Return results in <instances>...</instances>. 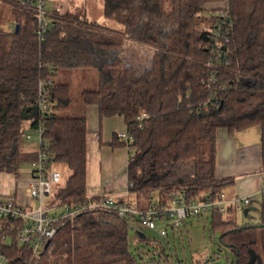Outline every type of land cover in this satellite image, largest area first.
I'll return each instance as SVG.
<instances>
[{
	"label": "trees",
	"instance_id": "trees-1",
	"mask_svg": "<svg viewBox=\"0 0 264 264\" xmlns=\"http://www.w3.org/2000/svg\"><path fill=\"white\" fill-rule=\"evenodd\" d=\"M102 14L122 29L78 11L59 13L54 6L39 41L35 12L17 0H0V171L17 176L22 165L37 160V151L21 146L27 122L41 129L47 166L60 163L70 170L53 188L50 205L61 209L98 200L85 189L87 105L97 107L100 119L124 118L131 139L113 133L108 145L129 149L125 199L135 208L165 204L173 190L186 203L219 199L234 182L215 174L219 128L232 134L259 127L264 170V0H102ZM218 19L224 27L215 36L221 45L214 57L206 28ZM10 21L17 31L4 26ZM92 69L97 83L82 90L77 106L69 83L55 77ZM41 82H49L44 111ZM186 162H193L192 177L171 171ZM208 218L211 231L233 253L230 264H264V190L257 225L238 224L231 208L226 214L211 211ZM129 221L137 222L101 209L59 219L35 255L17 241L25 221L4 216L0 255L10 264H162V256L166 261L160 243L158 255L147 261L130 249ZM136 234V242H148Z\"/></svg>",
	"mask_w": 264,
	"mask_h": 264
},
{
	"label": "built area",
	"instance_id": "built-area-1",
	"mask_svg": "<svg viewBox=\"0 0 264 264\" xmlns=\"http://www.w3.org/2000/svg\"><path fill=\"white\" fill-rule=\"evenodd\" d=\"M22 6L31 8L36 16V35L39 41L43 40V34L46 31L49 20L47 13L50 9L47 8L49 0H17ZM223 12H219L221 15ZM224 22L218 19L215 25L211 28H206L208 37L213 40L212 56L216 57L219 52L220 41L215 37L222 29ZM8 28L14 29V22L7 23ZM226 39V38H225ZM49 82H41L38 88L39 109L44 111L47 109L45 99V87ZM141 113L140 115H143ZM37 135V152L36 161L30 162L32 182L29 185V197L36 202L33 208H26L24 204L18 202L14 197H10L5 201L0 202V218L4 216L21 217L25 224L18 229L17 241L21 244H27L33 254H38L44 247V242L50 239L56 230L54 224L63 218L72 217L81 213L84 210L101 209L113 210L116 215L121 218L134 217L140 227H146L150 230H157L160 235H167L165 227H158V222L168 220L170 226L174 229L184 223L188 217H199L203 212L210 213L217 211L226 214L228 209L234 211L240 210L250 202L248 196H234L225 198L223 195L216 200L203 201L199 198L185 202L181 192L173 190L170 193L169 199L165 204L154 203L145 210L135 208L126 199L118 200L113 195L102 193L98 200L89 201L83 205H64L59 211L54 205L45 203V199L50 197L53 188L61 181L62 174L55 168L47 166V143L41 138V129H31ZM118 137L124 140H130L131 137L126 131L118 133ZM31 139L30 135H26L25 141ZM12 227L10 228V230ZM6 236L3 235L2 239ZM0 264H10L8 260L0 255Z\"/></svg>",
	"mask_w": 264,
	"mask_h": 264
},
{
	"label": "crops",
	"instance_id": "crops-1",
	"mask_svg": "<svg viewBox=\"0 0 264 264\" xmlns=\"http://www.w3.org/2000/svg\"><path fill=\"white\" fill-rule=\"evenodd\" d=\"M81 94L82 91L79 95ZM84 110L86 193L88 196L106 193L118 200H124L128 188L126 166L129 149L127 147L112 148L108 145L113 133L126 131L124 118L121 115H115L100 119L97 107L94 105H87ZM36 150L37 143L31 151ZM26 165L28 167L24 164L18 169L17 176L0 171V202L14 197L26 208L34 207L36 202L29 197V185L32 182L30 163ZM215 174L217 177L234 178L233 184L225 188L223 197L229 199L234 196H248L250 198L249 204L241 208L244 216L249 217L251 206L264 190L259 127H249L232 134L225 128L216 130Z\"/></svg>",
	"mask_w": 264,
	"mask_h": 264
},
{
	"label": "rangeland",
	"instance_id": "rangeland-1",
	"mask_svg": "<svg viewBox=\"0 0 264 264\" xmlns=\"http://www.w3.org/2000/svg\"><path fill=\"white\" fill-rule=\"evenodd\" d=\"M58 8L59 13L66 11H78L85 14L90 20H95L106 27L114 29H122V26L113 20L107 19L102 14V0H49L47 8ZM8 23V22H7ZM5 23V27L7 25ZM206 25V24H205ZM58 82H67L70 85L73 100L75 105H80V91L93 88L97 83V75L95 70H66L57 74L55 77ZM79 108V107H78ZM85 113V110H83ZM26 135H30L31 139L26 142ZM37 143V135L28 127V123L23 125V133L21 138V146L25 150L31 151L34 144ZM27 165L25 164V167ZM28 167V166H27ZM53 168L59 170L62 174L61 181L57 184H62L65 177L70 174V170L60 163H54ZM171 171H174L178 177H192L193 162H186L179 165H174ZM170 171V172H171ZM259 200V202H258ZM50 197L45 199V203L49 204ZM60 209L58 208L57 211ZM249 217L244 216L242 210L235 211V219L238 224L249 223L257 225L260 221V197L249 210ZM210 213L203 212L199 217H188L184 223L172 228L169 221L163 220L158 222V227H165L167 235L162 236L157 230H150L146 227H140L137 222L129 221V243L130 249L134 252L138 250L143 258L147 261L151 257L158 255L157 247L159 243L164 249L167 260L162 256L160 261L162 264H230L233 259V253L226 247L218 246V232L211 231ZM138 233H143L148 242H136ZM209 259L208 262L206 260ZM213 259V261H210Z\"/></svg>",
	"mask_w": 264,
	"mask_h": 264
},
{
	"label": "water",
	"instance_id": "water-1",
	"mask_svg": "<svg viewBox=\"0 0 264 264\" xmlns=\"http://www.w3.org/2000/svg\"><path fill=\"white\" fill-rule=\"evenodd\" d=\"M18 28H19L18 24H15V26H14V30L17 31ZM34 109H35V108L33 107V110H34ZM220 237H221V235H218L217 240H218V242H219L220 245L224 246V245L222 244V242L220 241ZM210 261H213V259H211ZM249 264H252V262H250Z\"/></svg>",
	"mask_w": 264,
	"mask_h": 264
}]
</instances>
